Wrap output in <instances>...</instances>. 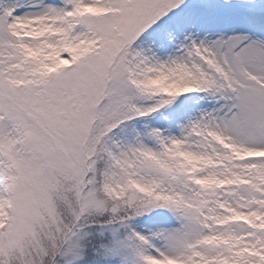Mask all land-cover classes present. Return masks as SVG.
Here are the masks:
<instances>
[{"label":"snow or ice","instance_id":"snow-or-ice-1","mask_svg":"<svg viewBox=\"0 0 264 264\" xmlns=\"http://www.w3.org/2000/svg\"><path fill=\"white\" fill-rule=\"evenodd\" d=\"M0 264H264V0H0Z\"/></svg>","mask_w":264,"mask_h":264}]
</instances>
